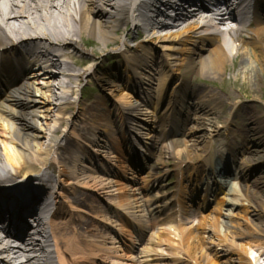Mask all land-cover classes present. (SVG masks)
Segmentation results:
<instances>
[{"label": "bare ground", "instance_id": "bare-ground-1", "mask_svg": "<svg viewBox=\"0 0 264 264\" xmlns=\"http://www.w3.org/2000/svg\"><path fill=\"white\" fill-rule=\"evenodd\" d=\"M164 1L165 4L160 5L159 0H0V187L11 189V196L0 200V215L5 214L12 221L19 220L17 214L26 210L38 195L50 189L52 183L62 190L70 186L73 196L87 198L74 201L77 205L70 204L71 209L63 204L68 199L59 203L55 210L59 220L56 223H68L75 215L71 213L77 211L76 208H81L80 205L89 207L91 212L97 211V206L90 203V191L102 189L106 193L104 188H111L108 183L113 181L80 174L70 177V166L87 158L81 154V142L74 140L86 138L82 134L85 127H91V132L95 131L96 126L102 127V132L114 137L111 136L116 130L113 127L108 131L103 130L112 123L107 119L114 112L121 126L118 141H126L128 146L137 144L138 152L145 154V146L153 145L154 136L149 131L154 127L155 112L166 93H174L172 98L176 105L189 102L190 97L183 95V92L201 93L204 95H201L202 100L192 101L191 105H200V111L207 113L204 110H212V104L221 101V95L196 85L194 81L202 73L212 71L218 75L225 71L235 74L233 67L228 69L227 62H238V65L243 66L241 59L238 60L242 56L241 49L250 50V57L256 66L264 68V0H256L253 11L234 5L230 0ZM146 10L154 14L162 13L159 16L163 19L156 22L160 17L149 18ZM128 25L137 32L136 36L141 35L143 38L145 32L149 34L140 43L131 45L128 43L129 35L118 37L119 31ZM180 27L182 28L179 29ZM85 34L93 38L89 41L92 51L83 44ZM233 46L235 55H232ZM109 47H112V60H116L112 69L118 78L124 80L122 85H112L116 86L114 89L118 92L114 103L112 102L116 108L106 109L103 113V108L98 106L99 100L95 99L90 111L84 112L80 117L85 124L79 123L70 135L58 137L56 133L59 132V126L65 124L66 130L70 127L67 117L61 114L64 109L67 111V107L63 105L62 109V106H43H51L53 99L60 100L59 105H71L68 100L69 90L73 88L74 94L82 82L91 78L98 82L106 81L105 73L96 72L97 64L89 55L104 54ZM68 49L82 54L86 62L84 59H72ZM203 50L206 51L205 55H202ZM184 52L187 56H177ZM75 66L81 69L75 71ZM171 80L179 87L175 91L170 90ZM135 86L139 90L134 93L140 94L141 99L137 95L133 96L132 92H127ZM55 88L59 90L58 94L53 93ZM46 91L52 94L46 95ZM119 103L122 104L121 107L118 106ZM72 104L78 107L76 101ZM60 109L62 111L55 114ZM252 113L244 118L249 129L235 138V145L239 146L235 149L245 150L251 157L248 158L249 161L254 158L264 159V154H260L264 151V119L260 115L256 116L255 110ZM52 115L55 116L54 125L50 126L48 121ZM42 126L49 132L47 143L38 140ZM250 137H257V143ZM199 138L196 140L199 141ZM118 141L109 144L112 151H120L122 145ZM199 146L200 150L210 151L205 144L200 143L198 148ZM198 148L192 151L193 154L190 152V156H196L194 154L199 151ZM231 149L233 152V148ZM214 152L207 153L209 161L213 159ZM118 156L119 154L112 157L119 161ZM80 166L88 168L83 164ZM98 166L99 170L95 172L109 174L101 163ZM53 167L57 168L55 179L49 173ZM64 177H70L69 181H63ZM262 179L264 175L255 178L252 184L261 183ZM149 182L151 179L147 184ZM31 184H36V187L29 191ZM51 193L56 194L58 191ZM244 198L253 208L242 209V213L247 215L251 211L259 218L264 216V201L258 202L253 194L249 197L245 195ZM125 201L120 197L119 203L123 204ZM235 216L240 217V211ZM246 222L253 226L247 219ZM60 225L58 224V228ZM118 226L120 233L129 231L125 228V223ZM199 226L198 223L194 229L191 228L180 242L187 246L195 258V264H219L215 254L204 247L203 239L199 236ZM207 226L213 229V235L220 242L232 247L239 264H246L239 256L240 252L252 253L260 249L259 243L248 238L250 231L244 225L242 230H235L230 235L227 232L220 235L216 217H211ZM94 234L88 235L87 239H80L82 233L76 236L68 233L67 229L57 232L55 241L60 242L57 244L59 263L108 264V260L113 258L114 248L111 246L106 249L105 235L99 234L100 241L94 238ZM233 239L238 240V243L233 242ZM60 246L72 258H67ZM214 252L220 255L216 250ZM113 261L117 263L115 257ZM0 264L42 263L34 257L19 260L17 256H12L2 258ZM150 264H161L155 253Z\"/></svg>", "mask_w": 264, "mask_h": 264}, {"label": "rangeland", "instance_id": "rangeland-1", "mask_svg": "<svg viewBox=\"0 0 264 264\" xmlns=\"http://www.w3.org/2000/svg\"><path fill=\"white\" fill-rule=\"evenodd\" d=\"M160 1V0H159ZM148 12V10H146ZM156 17L157 15L154 14ZM180 27L179 29H181ZM176 31V29H174ZM178 30V29H177ZM136 31H134V28H132L131 25H128L125 28H122L119 33L118 37L124 38L127 35L130 36L128 43L131 45H136L140 43L141 39L148 36V32H145V36L143 38L140 36H136ZM140 33V32H139ZM229 37V36H228ZM93 40V38H90L87 34H85V39L83 40V44L88 50H93V47L89 44V41ZM115 47V46H113ZM157 47V46H156ZM182 47V46H181ZM111 48L109 47L104 54L100 55H89L90 59L92 61H95L97 64L96 72H104L106 81L98 82L95 79L91 78L89 80H86L80 84V87L78 91L76 90L74 94L73 88L69 90L70 95L68 96V100L71 101V105L62 104L59 105L61 102L58 99H53V104L50 105H44L43 108L48 107H67V111L65 109L62 111L57 110L55 114H59L61 111V114H64L65 117H67L66 121H69L70 127L69 130H66L65 124L63 126H59V132L56 133L58 137H62L63 135H70L72 132V129H76L79 123L85 122L80 118L82 117V114L84 112L90 111V107L95 102V99L99 102L98 106L100 108H103L101 112L104 113L106 109H113L114 106L112 105V102L114 103L116 99V95L118 94L116 86H112L113 84L118 83L121 85L123 80L118 78V75L114 71L113 66L116 64V60H112V54H111ZM204 51V50H203ZM68 52L72 55V59L75 60H83L84 58L82 54H79L77 52H74V50L68 49ZM206 51L202 52V55H205ZM240 52L242 53L241 57H239V61L243 62V66L238 65V62H227L228 69L230 67L235 69V74L225 72L221 74H215L212 71H207L202 73L201 77L197 78L194 82L196 85L200 86L201 88L207 89V90H213L218 95H221V101H219L217 104H212L213 109L212 110H204L207 113H204L200 111L202 108L200 105L197 107L194 105H191L192 101H199L202 100L203 94L201 93H193L189 94L186 92H183V95H187L190 97L189 102L184 101L185 103H180V105H176L173 102V94L166 93L164 95V99L159 103L156 113H155V123L153 124V129L149 131L150 134H153L156 137L157 143L153 148L151 149V158L153 160L149 163L153 164V166L161 165L162 168H165L163 166L164 163L170 162V159L166 160L164 162V155H166L165 151L158 152L161 142L168 140L166 144H169V142L176 148L177 153L183 154V156L191 157L194 149L198 148V145L202 143L203 145L208 142L209 145L213 147V149H223L226 151V148L229 147L233 148V155L234 159L236 160L235 163L231 159L229 160L228 167L226 165H223V175L217 178V182L215 181L214 184H212L213 187V193L216 191L217 196L214 195V202L218 203V205L215 207V204L213 202L210 203V205L204 210V213H201L203 216H206L211 212V209H216L215 215L217 216V211L221 209V215L218 216V231L220 232V235H223L224 233H228L229 235L232 234L235 230H242L244 225L247 227L250 231V235L248 237L251 238V241L254 243H259L260 250H257L255 252L249 253L247 252H240V257L243 259V261L246 264H264V216L259 218L257 215L252 213L251 211L245 215L242 213V209L245 208H253V205H250L246 202V198L244 196H251L252 194L257 198L258 202L264 201V179H262L261 183L258 184H252V181L257 178L260 175H264V163H261L262 160L260 159H253L252 161H249L248 158H251L250 155L245 152V150L242 149H235L239 148V146L231 147V144L227 141L226 138H228L225 133L228 131L234 132L237 135L242 133V129H246L247 125L244 123L246 116L248 114H253V110L257 114L256 116L260 115L262 116V119H264V68L260 69V67L256 66V63L253 61V59L250 57V50L241 49ZM113 53V52H112ZM236 50L235 46H233L232 55H235ZM187 53H179L177 54L178 57H185ZM85 60V59H84ZM70 61V59H69ZM86 62V60H85ZM75 71H79L81 67L75 66ZM120 76H123V74H119ZM257 82V85H254L253 83ZM171 91L172 89L175 91L176 88H179L176 85V82L171 80ZM73 86V84H72ZM40 89V88H39ZM41 91L43 88L40 89ZM36 92V91H35ZM55 94L59 93V90L53 89V93ZM177 93V92H176ZM46 95L52 94V92L46 91ZM72 94V95H71ZM207 94V92H206ZM208 95V94H207ZM234 96L229 98V96ZM200 96V99L198 98ZM204 96V95H203ZM99 97V99L97 98ZM40 100L39 97H35ZM197 98V99H196ZM196 99V100H195ZM42 100V99H41ZM187 100V99H186ZM73 101L77 102V108L75 105L72 104ZM183 102V101H182ZM55 103V104H54ZM254 106V108H249L250 106ZM243 107V108H242ZM259 111V114L258 112ZM99 113V112H98ZM54 114V115H55ZM53 116V115H52ZM55 116H53L49 121L48 124L50 126L53 124V119ZM69 119V120H68ZM229 119L228 124L225 125L226 121ZM76 125V126H74ZM58 126V124H57ZM97 127V126H96ZM111 130L112 128L109 127ZM83 135H86L87 137L93 136V138L98 137L99 132L95 133L91 132V127H85L84 128ZM66 131V132H64ZM239 131V132H238ZM41 137L38 139L39 141L48 142L49 132L46 129L45 126H42V129L40 131ZM203 135V136H200ZM201 137V138H199ZM64 138V137H63ZM199 138V141L196 139ZM230 139V137H229ZM256 138H252L251 140H255ZM75 141L77 139H74ZM202 141V142H201ZM219 142H221L219 144ZM62 143V142H61ZM100 145H102V142H98ZM196 147V148H195ZM84 148V146H83ZM105 148L99 149L98 153H96L97 158L96 159H105L108 158L109 151ZM164 148V146H163ZM172 148V147H171ZM123 148L122 150H124ZM195 153L192 156L191 164L195 166L196 172L201 170L202 165L201 161L198 158H201L202 150H200ZM189 151V152H187ZM190 152L192 153L190 156ZM260 154H264V151H262ZM122 155V153L120 154ZM170 156V154H169ZM247 156V157H246ZM111 157V155H110ZM255 157V156H254ZM113 159V158H111ZM107 160V159H105ZM259 162H255V161ZM78 161L75 166H70L71 176L74 177L76 174L80 175H91L93 177L103 175L107 178L104 174H94V165L85 162L84 160ZM108 161V160H107ZM121 161L123 162L120 165H124L123 167H120L124 171L126 180L123 183V187L127 192H129V195L126 197L128 198V201L125 204L129 203H137L136 199L138 196H140L136 190V187L141 185V176L137 178L133 170L130 168V166L127 165V163L124 161V157H121ZM157 165H156V163ZM253 162V163H248ZM85 164L87 167H89L91 170L85 171L83 167H80V164ZM88 163V164H87ZM79 164V166H77ZM109 166L113 169L118 168L117 162H111L109 161ZM108 166V167H109ZM109 167V168H110ZM110 168V169H111ZM53 170V173L51 172V177H56L57 175V168L53 167L51 168ZM230 169V174H228V170ZM194 172L193 169L189 168L187 170L186 175V183L189 182V177ZM241 172V173H240ZM240 174V176L238 175ZM235 176H239V179L235 178ZM242 176V177H241ZM53 177V178H54ZM70 177H64L63 181H66L70 179ZM97 177V178H98ZM133 181H132V180ZM128 180V181H127ZM169 180V179H168ZM126 182V183H125ZM170 182V180L168 181ZM170 183H173L170 182ZM170 183L164 184L162 187L163 189L170 190ZM220 185V186H219ZM32 186V185H31ZM221 188V190H217V188ZM11 189L8 187H0V198L2 196L10 194ZM235 190V192H233ZM117 191H114L116 194ZM118 199H114V201H117ZM219 200H221L223 203L220 204ZM141 203V202H140ZM134 206V205H133ZM249 209V210H250ZM134 210H138V208H134ZM241 210V211H240ZM241 216L236 217L235 214L239 213ZM138 214V213H137ZM194 212L190 209V207H186L184 209V214L182 215V221L178 225L179 231L186 233L190 228H192L197 221L200 219L197 216H193ZM212 218L215 219V216H212ZM246 219L248 222L250 221L251 224H248L246 222ZM249 222V223H250ZM258 229H257V228ZM201 237H204L203 244L209 251L215 254L217 258V262L219 264H239L237 261L236 254L233 252L232 247L227 246V243L220 242L216 235H213L212 231L213 229L211 227H208L207 225L204 227V225L201 226ZM160 232H164L163 230H160ZM154 232L151 229H148L146 233L143 236V241H146ZM247 236V235H246ZM178 238L177 235L173 234L171 235L172 239ZM249 238V239H250ZM230 240V239H229ZM233 242L238 243V240L233 239ZM161 249L163 248V253L165 255H168V252L165 247H171L170 243L168 241L162 242ZM166 244V245H165ZM149 247V246H147ZM211 249V250H210ZM214 250L218 252L217 255ZM251 251V250H249ZM231 255V256H230ZM238 255V254H237ZM179 256V255H178ZM183 256V255H182ZM231 258V261H230ZM138 263V262H135Z\"/></svg>", "mask_w": 264, "mask_h": 264}]
</instances>
